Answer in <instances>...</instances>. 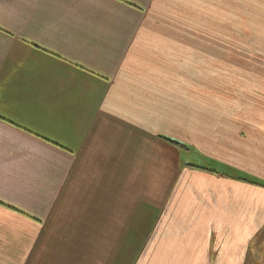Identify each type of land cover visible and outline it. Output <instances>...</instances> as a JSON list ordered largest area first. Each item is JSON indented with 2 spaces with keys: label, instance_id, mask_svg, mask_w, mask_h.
I'll use <instances>...</instances> for the list:
<instances>
[{
  "label": "crops",
  "instance_id": "crops-1",
  "mask_svg": "<svg viewBox=\"0 0 264 264\" xmlns=\"http://www.w3.org/2000/svg\"><path fill=\"white\" fill-rule=\"evenodd\" d=\"M236 175L264 182V0H0V264H258Z\"/></svg>",
  "mask_w": 264,
  "mask_h": 264
},
{
  "label": "trees",
  "instance_id": "trees-1",
  "mask_svg": "<svg viewBox=\"0 0 264 264\" xmlns=\"http://www.w3.org/2000/svg\"><path fill=\"white\" fill-rule=\"evenodd\" d=\"M174 142V141H173ZM176 144H178L179 146H185L179 142H174ZM237 178L241 179V180H245V181H248V182H252V183H255V184H260V185H263L264 186V182H261L255 178H252V177H249V176H246V175H236Z\"/></svg>",
  "mask_w": 264,
  "mask_h": 264
},
{
  "label": "rangeland",
  "instance_id": "rangeland-1",
  "mask_svg": "<svg viewBox=\"0 0 264 264\" xmlns=\"http://www.w3.org/2000/svg\"><path fill=\"white\" fill-rule=\"evenodd\" d=\"M258 257H259L260 261H258L257 263L258 264H264V249H262V248L261 249L260 248L258 249Z\"/></svg>",
  "mask_w": 264,
  "mask_h": 264
}]
</instances>
